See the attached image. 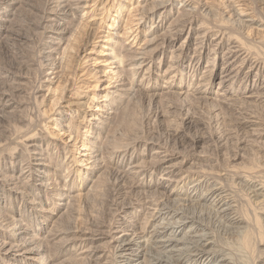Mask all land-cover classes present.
<instances>
[{
  "label": "bare ground",
  "instance_id": "bare-ground-1",
  "mask_svg": "<svg viewBox=\"0 0 264 264\" xmlns=\"http://www.w3.org/2000/svg\"><path fill=\"white\" fill-rule=\"evenodd\" d=\"M23 1L25 0H10L9 2L13 5L15 3L19 5ZM88 1L52 0L51 6L45 12H42L43 15L40 16V21L37 22L38 27H41L48 35L46 47L42 50V58L46 63L45 67L49 69L47 70L48 72H45L46 79L44 80L48 82L46 85L48 86L46 87L47 91H51L52 89L50 86L53 83V79L50 75L54 73L59 75L60 73L64 74L66 72L68 75L71 74L73 78H76L78 74L76 72L78 70L77 67L81 60L79 57L88 50L90 41L95 37L92 21L96 15L94 17L92 16L93 18L90 17L91 20H88L86 16L90 15L91 10L95 12L96 10L95 5L87 6ZM142 1L139 6V11H141L140 13L143 12L140 17L141 20L143 19V22L145 18L151 16H159L164 19V16H166L172 7L168 0ZM261 1L264 2V0ZM190 2L189 0H177L178 6L176 7H180L178 11L180 14L175 15L176 17L170 22L168 31H166L167 33L165 32L166 35H164V32L162 34L159 33L160 35L155 33L150 34L145 42L146 45H142L141 49L135 50L131 57H127L126 67L122 69L129 72L130 75L142 76L141 79L139 78L140 81L137 82V90L139 92L143 93L151 85L149 84V80L152 75L154 63H156L154 60L156 55L162 54L163 45L167 42L169 46H174L180 36L183 37L192 31L189 29L192 28V21L194 22L192 17H194L195 7L192 6L193 2L192 4ZM239 4L245 8L246 4L244 1ZM86 7H89V9L87 11L85 10L86 13L84 15H81V17H85V21L77 22V19L72 20L74 21L72 22L73 26L76 25L78 30L76 31L74 29V32L69 33V30L64 29V22L67 23L68 20L70 22V18L68 19L70 17L69 15L73 16V13H76V11L80 12L81 8ZM238 7L239 5L233 8L235 19L232 22L237 28L243 29V31L247 29L248 32V29H258L262 26L254 17L246 13V9H240ZM22 19L24 20V18ZM11 32L12 20L0 15V46H5L7 50L12 44L9 38ZM68 33L70 36L69 39L73 40L72 44L69 43L72 49L68 53H64L62 58H59L57 57L61 49L59 40ZM205 34L204 32L200 37H203ZM169 36L172 38V42L167 41V37ZM261 38L259 37V39ZM215 39H217L215 46L222 49L224 47L223 37L220 38L217 36ZM236 39L238 38L236 37ZM16 40L27 42L28 39L25 36L21 37V35H18ZM202 43V40L199 41V44ZM241 43L242 41L240 42V39L234 42L230 41L225 51H222L223 61L214 71V75L220 77L217 90L214 91L205 82H200L193 87L192 96L198 95L199 97H204L215 94L217 97H224L221 100L224 106L233 105V103L238 104L234 100L235 96L233 97L234 99L230 97L233 95V92L222 90V88L219 89L221 85L224 86L225 83L231 80H237L243 73L245 67H247L246 72H249L248 74H251L255 70H257L256 73L263 71L260 65L261 63L259 61L257 62L256 59L251 60V63H249L252 55L250 56V52L246 48L248 45L244 47L243 43ZM185 44L178 50L185 51L188 47L190 49L191 44ZM115 45L117 44L115 43ZM188 51H185L184 55ZM120 55L119 57L122 56ZM120 59L122 60V58ZM57 60H59V65L56 64ZM58 68L59 70L56 71ZM175 68L176 65L172 62L169 65V70ZM208 70L210 71L212 69L210 68ZM208 70L206 69V71ZM200 75L202 76V74ZM6 76L7 74L0 73V78L8 80L7 77L9 76ZM13 82V89L18 90H21L20 88H23L22 86L25 84H20V82L15 83L16 80ZM162 82L163 86L161 89H164L163 92L166 94L174 92L175 82L173 83L171 79H163ZM1 83L5 84L6 81H0ZM20 85L21 87H19ZM79 87L83 89L90 88L88 85H80ZM178 88L180 89L179 93L182 94L181 86ZM10 89L9 92L6 89H4L5 91L0 90V117L7 113V110L15 108L14 104H16V101L12 94L14 92L10 91ZM247 91H245L244 99H255L257 102L262 103L264 107V76L259 83H254ZM135 92L136 89L134 87L117 89L114 93L119 98L117 102H120V105H114L113 110L108 112L107 116L97 120V123L93 125V135L90 134L91 137L89 138L87 153V159L90 160L91 164L90 169L93 170L95 175L107 169L113 179V184L111 187V199L103 205L104 210L99 211V206L93 204L85 227L77 228L74 226L73 222L75 220L70 215L67 217L70 220L66 223L65 221H61V217L50 220L52 213L50 211L51 209L47 207L49 203L48 199L57 195V198L61 200L60 205L63 207L62 210H64L69 207V199L67 200V196H71L78 188L81 187L83 188L82 190L87 189V193L95 197L98 192V187L91 183V185H88L85 181H83L82 185L79 184V186L76 183L74 184L73 182L76 179H79L80 183L82 182L81 174L77 173L72 182L73 186L70 187L71 189L69 188L66 193L62 194L52 193V190H54L57 184L53 182V177L51 178L56 167L50 162L49 157L43 153L41 146L38 147L35 143H30L28 147H32L30 153L32 154L33 162H26L22 159L21 161L23 162L19 173L16 171L17 174L13 173L8 175V173L5 174L0 169V181H3L9 188L8 190L4 189L0 192V264H264V183L260 181L261 179L248 178L249 176H243V178L234 180L232 176L226 175L225 172H222L223 174L221 175H219L220 173L217 174L218 171L217 173L202 171V174H194L192 169L189 167L186 168L185 165L187 163H191L193 160L201 158L206 154L205 148L210 143L205 140L202 134L203 131L192 134L185 131L183 129L185 127H174L171 125V127H166L164 134L151 138L149 143L155 148L148 152L146 159L142 155L140 156L139 153H136V151H132L131 145L136 144V141L131 137L124 139L122 142V138L119 139L116 134L114 135V130H111L115 129V127L112 128L110 125L113 124L112 122L114 120H118L119 118V124L120 122L122 123L127 116L125 109L120 115L118 114L119 108L124 105L122 100H124L126 94L134 95ZM177 92L175 93L177 94ZM230 93L231 95H229ZM42 96L44 97V95ZM199 97L197 98L199 99ZM67 98L66 102L69 106L77 105L78 108H82V112L86 111L88 104L86 100H83V98L74 100L70 97ZM243 103L249 102L244 100ZM250 111L253 112L252 108ZM239 112L244 113L245 111L243 112L241 109ZM78 119L80 120V117ZM243 119L242 121L246 123V126L249 129L251 128V132L247 133L248 136L264 137V126L261 127L264 123L260 122L259 117L254 112ZM119 134L127 136V133ZM77 140L78 138L76 139L75 137L74 143L71 146L76 145ZM131 140L133 141L131 142ZM252 140L257 143L255 139L246 140L245 138L244 141L246 144L243 146L251 145ZM168 144L182 147V150H170ZM198 149L203 150L198 152ZM184 150L186 153H182L183 159H180L181 151ZM238 153L233 155V160L242 157L243 154L241 152ZM253 166L252 168L256 169ZM250 167L249 170H251ZM197 171L199 170L197 169ZM213 171L216 172V170ZM229 174L232 175L233 173ZM231 186L241 188L244 201L246 200L249 203V208L252 205L250 209L253 211L249 210L250 214L252 215L253 212L255 215H259L257 218L255 217V220L252 218L253 221L248 222L247 220L251 219L239 215L238 207L241 200L238 201L239 199L233 195L234 190H232ZM9 191L20 194V199H23L26 203L29 201L30 204L27 206L24 204L22 206L23 208L27 207V213L22 212L20 207L19 209L16 208L14 205L16 204V199L12 201L13 199L10 198L12 196L9 197L8 195ZM81 195L76 194L72 196L73 198H77ZM15 198H18V196ZM35 210H39V212L43 211L46 215L44 217L40 215L36 217L31 216V218L26 217L29 214L28 212H30V216ZM101 212H103V216L107 215L108 217L112 215L113 219L110 220V223L107 222L108 224H105L106 221L104 219H99L102 216ZM66 213L67 215L69 214L68 212Z\"/></svg>",
  "mask_w": 264,
  "mask_h": 264
},
{
  "label": "rangeland",
  "instance_id": "rangeland-1",
  "mask_svg": "<svg viewBox=\"0 0 264 264\" xmlns=\"http://www.w3.org/2000/svg\"><path fill=\"white\" fill-rule=\"evenodd\" d=\"M9 1L10 0H0V15L6 16L12 20V32L11 35H9L12 44L10 46L11 48L8 47L10 51L5 49V46H0V73L9 76H6L8 80L0 78V81H6L5 84H0V90L5 91L4 89H6V91L9 92V88H11L10 91L14 92L12 94L16 104H14L15 108H11L13 111L11 109V111L7 110L9 113L7 112L0 117V169L3 173H8V175L16 173V171L19 173V169H21V164L23 162L21 161L22 159L26 162H33L32 154L30 153L32 147L28 146L30 143H35L38 147L41 146L43 148V153L49 157L50 162L56 167L51 178L53 177V182L55 184L57 183L58 186L56 184L52 193H66V191L73 186V183L79 186V184L82 185L83 181L87 182L88 185L95 184V186L98 187V192L97 195L95 194V197L90 196L87 193V189L82 190L83 188L81 187L77 190L75 189L76 192L72 193L71 196L76 194L82 195L77 198L67 196V200L69 199V207L65 208V211L62 210L63 207L60 205L61 200L57 198V195L48 199L49 206L47 205V207L51 209L50 211L52 213L50 220L61 217V221H65L66 223L70 220L67 218L70 215L71 217L73 216L72 218L75 220L73 225L77 228H83V226L85 227L87 225L86 220L89 219L93 204H97L99 206V211H102L104 210L103 205L111 199L113 179L110 172L105 169V171L100 174L98 172L95 175L93 170L90 169L91 164L90 160L87 159V153L90 141L89 138L93 135V125L97 123V120L107 116V113L113 110L114 105H120V102H117L119 98L115 96L114 92L122 87H134L136 92L134 95L126 94L124 96V100L126 101L122 100L125 106H121L118 110V114L120 115L125 109L127 118L125 117L120 124L118 122L120 118L118 120L116 119L112 122L113 124L110 123V126L112 128L115 127V129L111 130H114V135L116 134L119 139L122 138V142L124 139L131 137L136 141V144L131 145L132 151H136V153H139L140 156L142 155L144 159H146L148 157V152L155 148L149 143L151 138L164 134L166 127H171V125L174 127H185L183 129L192 134L203 131L202 134L205 140L210 143H208L210 147L207 146L205 148L206 154H204L203 157L197 158L191 163H187L185 165L186 168L189 167L192 169L194 174H202L203 172L217 173L218 171L217 174L220 173L219 175H221L225 172L226 175L232 176L234 180L243 178V176H249L248 178L261 179L260 181L264 183V164H262L264 163V137L248 136L247 133L251 132V128L249 129L246 123L242 121L243 118H247L249 114L254 112L259 117L260 122L264 123L263 104L259 101L257 102L255 99H244L245 91L248 92L247 89L249 90L254 83H259L264 76V2L261 0H189L191 4L193 2L194 5L192 4V6L195 7L193 13L194 17H192L194 22L192 21V28L189 29L192 31L183 37L180 36L178 39L179 41L177 40L174 46H169L167 42L163 45L162 54L156 55L154 60L156 63H154L152 75L149 80V84L151 85L147 90L141 93L137 90V82L140 81L142 76L130 75L129 72L122 68L126 67L127 59L134 54L135 50L141 49L144 44L146 45L145 42L150 34L155 33L160 35L159 33L162 34L164 32V35H166L168 25L180 14L178 12L180 7H176L178 6L177 0H168L172 7L166 16H164V19L159 16H151L145 18L144 22L142 21L143 19H140L143 12L140 13L141 11H139V6L143 2L142 0H89L87 6L95 5L96 12L91 10L89 13L90 15L86 16V18L91 20V18L96 15L92 21L95 37L90 41L88 50L79 57L81 60L79 61L78 70L76 71L78 73V77L76 76L78 80L73 78L71 74L68 75L66 72L64 74L60 73L59 75L54 73L50 75L53 79V83L50 86L52 88L51 91H47L46 87L48 86L46 85L48 82L44 81L46 79L45 72H48L47 70L49 69L45 67L46 63L42 58V50L46 47L48 35L41 27H38L37 22L40 21V16L43 15L42 12H45L51 6L52 0H25L19 5L18 3L13 5ZM243 1L246 4L245 8L239 4L243 3ZM238 5V8L246 9V13L254 17V19L262 25L258 28L259 30L254 28L255 30L248 29V32L247 29L243 31V29L237 28L236 25L232 23L235 19L233 8ZM88 9L89 7L81 8L80 12L76 11V13H73V16L69 15L70 17H68V19L70 18V22L69 20L67 23L64 22V29L67 31L69 30V33L74 32V29L77 31L78 27L76 25L73 26L72 22L74 21L72 20L77 19V22L85 21V17H81V15H84ZM22 18H24V20ZM77 22L75 23L77 24ZM151 26L154 27L152 28ZM203 31L206 34L200 37V35L204 33ZM69 33L62 36L59 40L61 45V49L59 50L60 53L57 55L59 58H62L64 53H68L71 51L70 49H72L69 43L72 44L73 40L69 39ZM18 35L27 37V42L17 41L16 37ZM217 36L220 38L223 37L224 47L222 49L215 46V41L217 40L215 38ZM236 37L238 39H236ZM259 37L262 38L259 39ZM167 38L168 42L173 41L170 36ZM239 39L240 42L242 41L244 47L248 45L246 48L250 52V56L252 55L249 63H251V60L253 61V59H256L257 62L259 61V63H261L260 65L263 71L261 73H256L257 70H255L251 74H248L249 72H246L247 67H245L243 73L237 80H231L225 83L224 86L221 85L219 89L222 88V90L233 92V95H231V93L229 95H231L230 97L232 98L235 96V99H233L236 100L238 104L233 103V105L224 106V103L221 102L224 97H217L215 94L204 97L195 95L199 97V99L192 96L193 87L200 82H205V84L212 87L214 91L217 90L220 77L214 75L215 68L219 64L221 65L223 61V52L228 42H234ZM201 40L203 43L199 44ZM115 43L117 45H115ZM185 43H190L191 46L190 49L188 47V49L185 50L189 51L184 55L185 51H179L178 49ZM115 50L118 51L116 52ZM118 53L122 56L120 55L121 57H119ZM120 58H122V60ZM171 61L175 63L176 68L169 70V65L172 63ZM118 63L121 66H119ZM56 64L59 65V60L56 61ZM210 68L212 70L209 71L208 69ZM206 69L208 71H206ZM58 70L59 68L56 71ZM200 74H202V76ZM163 79H171L173 83L175 82L173 93L170 92L166 94L163 92L164 89H161L163 86ZM15 80V83H25L22 86L23 88H20L21 90L13 89V81ZM76 84L79 86L88 85L90 88L83 89L78 85L76 86ZM179 86H181V91H183L182 94L179 93ZM19 87H21V85ZM175 92H177V94ZM42 95H44V97ZM67 97L73 100L80 98L86 100L88 103L86 111L82 112V108H78L77 105L69 106L66 102L68 99ZM244 100L249 103H243ZM240 108L245 112L240 113ZM251 108L253 112L250 111ZM79 117L80 120L78 119ZM167 123L169 124L167 125ZM263 126L264 124H262L261 127ZM119 133H127V136H124V134L120 135ZM75 137L76 139L78 138L76 145L71 146L74 143ZM245 138L246 140L255 139L257 143L252 140L251 145L243 146L246 144L244 141ZM133 140H131V142ZM168 147H170V150H182V147H177L173 144H168ZM202 150L203 149H198V152ZM236 152H241L244 156L242 155L239 159L233 160V155L237 154ZM182 153L185 154V150L181 151L180 159H183ZM249 166H251V170H249ZM252 166L256 169L252 168ZM197 169L199 171H197ZM213 170H216V172ZM77 173L81 174V183L79 179L74 181ZM229 173L233 174L230 175ZM242 174L247 175L245 176ZM231 188L234 190L233 195L239 199L238 201H242L239 202V215L251 219L247 220L248 222L253 221L252 218L255 220V217L257 218L259 215H255L253 212V216L250 214L249 210L253 211L250 209L252 205H250L249 208V203H247L246 200L244 201L241 188L234 186H231ZM4 189L8 190L9 188L3 181H0V192ZM8 195L9 197H13H10L13 199L12 201L16 199V204H14L16 208L19 209L20 207L22 212H26L27 207L23 208L22 206H24V204H26V206L30 204L29 201L26 203L23 199H20V194L12 191H9ZM16 196H18V198H15ZM240 208L243 210L241 211ZM244 209L246 210V214ZM35 211H33L34 213H31L32 215L30 216V212H28L29 214H27L26 217L31 218V216L36 217L39 215L44 217L46 215L43 211ZM66 212L69 214L67 215ZM102 213L103 212H101V214ZM99 219H104L106 221L105 224H108L107 222L110 223L113 217L112 215L107 217V215L103 216L102 214Z\"/></svg>",
  "mask_w": 264,
  "mask_h": 264
}]
</instances>
